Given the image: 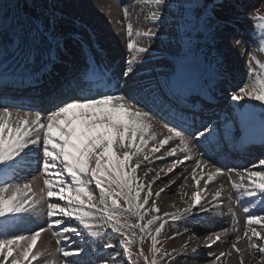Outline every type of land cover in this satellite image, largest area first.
Listing matches in <instances>:
<instances>
[{"label": "snow or ice", "instance_id": "obj_1", "mask_svg": "<svg viewBox=\"0 0 264 264\" xmlns=\"http://www.w3.org/2000/svg\"><path fill=\"white\" fill-rule=\"evenodd\" d=\"M141 3L149 7L146 19L154 27L134 31L133 24L126 23V49L131 58L118 72H113L110 65L97 58L98 53L93 52L92 47L93 36L89 34L85 39L86 25L73 19L72 30H65L64 18L57 15L55 5L49 8L47 3L33 4L31 9L26 5L23 15L13 11L9 16L0 3V264H40L47 249H39L38 241L47 232L55 238L56 251L62 257L60 264H82L78 259H68L79 257L85 251L74 237L84 243L89 239L92 243L102 242L94 250L95 255L102 254L98 264H125V257L127 264L141 261L143 264H160V261L171 264L178 258H194L197 248L191 249V257L183 253L173 255L176 249L165 250L159 239L167 221L153 215L160 209L152 197L159 198L164 188L155 192L152 189L163 170L156 172L147 183L145 178L152 168L149 167L143 177L137 175L143 163L151 164L150 156L165 146H169L171 155L177 148L185 153L183 159L172 163L168 172L185 161H195L191 178L197 190L192 193L187 207L176 213H164V217H170L175 223L181 214H190L196 208L202 212L214 210L217 204L213 201L221 200L223 187L215 190L206 208L199 186L203 180L206 189L227 171L229 184L236 194L235 203L245 213V231L243 237L237 235L236 241L247 238L248 251L253 256L259 253L264 257V158L243 169L218 167L208 154L226 138L225 131L231 135L230 128L213 122H202L196 127L195 119L190 124L185 121L186 126L181 127L166 122L154 110L157 104H163L162 94L175 96L189 89L190 82L185 78L188 61L193 40L201 34L212 33L215 39L217 30L234 27L241 18H246L252 22L254 34H259L255 50L264 55V14L259 10L246 13L241 0H176L174 4L168 0H141ZM16 7L18 9L19 5ZM169 8L176 10V53L163 77L157 75L143 82L137 72L145 71L150 47L140 41L151 42L158 36L155 26L163 22L161 10ZM122 14L128 20L126 7L122 8ZM241 44L242 41L236 39L233 47ZM86 45L88 52H85ZM9 49L22 57V70L12 75L3 63ZM243 51L248 55L249 79L231 91L230 99L244 103L236 104L225 120L235 121L246 131L255 123L257 115L264 127V62L247 48ZM217 64L223 69L222 60ZM45 76L49 81L56 77L54 87L46 88ZM25 87L33 92L46 88L38 96L48 107L14 104L9 99V90ZM190 140L196 144L195 155ZM173 141L179 142L176 147L170 146ZM149 142L152 143L150 148ZM260 143L264 146V138ZM145 148H148L147 153ZM206 168L214 170L208 172L206 179L198 178L197 169L203 172ZM29 172H37L42 184L36 178L23 180ZM233 172L238 179L232 178ZM183 179L187 183L188 176ZM173 183L175 181H169L165 187ZM186 195L183 193L181 198ZM228 199H232L231 195ZM149 204L150 207H146ZM37 215L46 219L40 223L34 218ZM147 216L151 218L143 222ZM133 217L135 223L131 222ZM232 217L233 222L238 223L235 213ZM26 224L33 227L28 228ZM156 224L159 226L153 231L152 226ZM107 230L119 237L118 241L109 237ZM194 238H197L195 232L182 248L187 250L189 241ZM146 239L150 240L147 253L143 248ZM220 240L217 232L204 237L209 249ZM133 245L135 252H132ZM231 248L241 252L237 243ZM230 254L209 252L215 261ZM240 264H243L242 255Z\"/></svg>", "mask_w": 264, "mask_h": 264}, {"label": "bare ground", "instance_id": "obj_2", "mask_svg": "<svg viewBox=\"0 0 264 264\" xmlns=\"http://www.w3.org/2000/svg\"><path fill=\"white\" fill-rule=\"evenodd\" d=\"M168 2L174 4L176 0H168ZM241 2L245 7L256 3L255 0H241ZM0 3L5 6L9 16L13 11H18L23 15L26 5L28 9H31L33 4L47 3L49 8L55 5L57 15L63 16L64 18L63 26L66 31H71L73 28L72 20L78 19L87 27L85 39H87V35L89 34L93 36V52L98 53L97 58L103 59L106 64L110 65L113 72L120 71L125 61L131 58L126 49V23L130 21L133 24L134 31L138 28L146 30L154 27L146 19L150 9L148 6L142 4L141 0H0ZM17 5H19L18 9L16 7ZM125 7L129 12L128 20H125L122 14V8ZM37 11H39L38 8ZM161 11L164 13L162 17L163 22H158L157 26H155L159 33L158 36L154 37L151 42L146 40L140 41L142 45H148L150 47V51L146 54L147 63L144 64L145 71L137 72V77L142 78L143 82H147L157 77V75L163 77L168 72V65L171 63L178 47V35L175 23L176 10L175 8H169L167 10L162 9ZM256 34L258 38L246 34L240 26L238 27L235 24L234 27L227 26L222 30H217L215 39H213V34H209V32L202 35V38L197 37L194 39L185 76L186 81L190 82V87L186 92L169 96L174 102L171 111L177 113L182 118L188 119L189 122L195 119L196 127H200L202 122H213L222 124L225 129L230 128L231 131L233 129H239L240 126L238 123L235 121H226L225 117L229 116L230 111H234L236 104H243L244 102L231 101L230 97L226 99L224 95L220 96L218 89L220 84H225L232 91L238 86H242L249 79L247 75L248 69L246 67L248 55L243 51L244 48H247L250 52H254L258 59L264 62V55L256 51L254 47L258 44L259 39L258 32ZM236 39L242 41L241 46L233 47ZM198 50L202 51L200 55H196ZM85 52H88L87 45L85 46ZM88 54L92 55V53ZM199 57L207 61V70L205 72L200 71L196 65V60ZM218 60H222L223 69L218 66ZM141 62L143 63V60ZM3 63L9 75H12L18 69L22 70V57L14 49H9L5 53ZM255 67L256 65L253 64V68ZM44 81L46 88H51L56 84V77L53 76L49 81L48 77L45 76ZM216 83L219 84L217 87H215ZM46 88L37 89L36 92H33L27 87L18 90L10 89L8 96L14 104L35 105L46 109L48 105L42 104L38 96V93L46 90ZM231 91L229 95H231ZM184 95L187 97H184ZM162 109L160 108V104H157L154 110L159 111L161 116V113H163ZM258 119L259 116L257 115L255 123L252 124V128L258 132L250 135L242 134L240 138L241 142H238L240 139L238 141L234 139L233 132L229 135L228 131H225L224 135L226 138L214 151L208 154L211 157V161L218 167L224 169H243L256 163L258 159L264 158V146L260 143L261 139L264 138V130L258 124ZM164 120L177 126H186L184 123L177 121V118L173 116L166 117ZM156 127L157 130H160L159 123H157ZM164 134L167 133L165 132ZM178 143V141L170 142V146L176 147ZM151 146L152 143L149 142L148 148ZM190 146L193 150V155H195L197 151L195 142L190 140ZM148 148H145V153L148 152ZM168 149L169 146H165V149H161L159 153L152 154L150 156L152 163L148 164L145 161L142 165V170L137 175L143 177L144 172H148L149 167L152 168L153 171L148 172V176L145 178V183H147L153 179L156 172L163 170L152 189L155 192L164 188V192L159 198L152 197L156 199L157 206L160 209L159 213H154L153 215H160L167 221L159 237L163 242V248L169 252H172V249H176V253H173V255L183 253L188 257L192 256V248L195 247L198 249L194 258H178L176 261L171 262V264H202L201 261L208 259L211 260L210 264H240L241 255L243 257V264H264V257L261 254L257 253L253 256L248 251L247 238H242L239 242L236 241L237 235L243 237L245 231V213L235 203L236 194L229 184V173L227 171L223 175L217 176L206 189L204 188L203 180H201L199 187L202 191L200 194L203 197L202 204L206 208L209 207L208 202L212 201L215 190L221 186L224 189L221 200L213 201L214 204H217L214 210L202 212L199 208H196L190 214H181L175 223H173L170 217H164V213H176L178 209L187 207L191 203L192 193L197 190L191 178V169L195 161H185L183 165L178 166L173 172H168L172 163L177 159H183L185 155L179 148H177L174 155H171ZM219 152L221 153L218 154ZM156 157H164V159H156ZM212 170L214 169L206 168L201 172V170L197 169V177L200 178L203 176L206 179L208 172ZM29 173H34V178H36L38 183L42 184V180L39 179L37 172ZM29 173L23 176L22 179L28 180ZM185 175L188 176L187 183L183 179ZM231 175L234 180L238 179L236 172H233ZM169 181H175V183L169 187H165ZM181 185H184V187L181 188ZM183 193H187V195L182 199L181 196ZM227 194H230L232 197L229 203V212L224 208ZM146 207H150V204L146 205ZM232 213H235V220L238 223L233 222ZM34 218L40 223L46 219L42 215H37ZM150 218L151 216L145 217V221L143 222H146ZM131 222H136L135 217L132 218ZM26 226L28 228L33 227L32 224H26ZM157 226L159 225H153L152 230L154 231V228ZM185 228L188 229L187 232H185ZM223 229H227L228 231L224 232ZM107 231L109 237L118 241L119 237H116L110 230ZM136 231L137 235H139V231ZM193 232L196 233L197 238L189 241L187 250H185L182 248V245L185 241L189 240ZM210 232H217L221 235V240L213 245L211 249L206 247V242L204 241V237ZM177 233L179 235H176ZM169 237L172 238L169 239ZM73 239L76 240L77 244L83 246L85 251L79 257H69L68 259H78L82 264H89L90 261L91 264H98L99 259L102 258V254L97 256L94 254V250L102 242L98 241L96 243L99 245H94L90 239L87 243L75 237ZM256 242L260 243V241ZM233 243H237V247L241 250L240 253H237L231 248ZM149 246L150 240L146 239L143 244L145 253H147ZM38 247L41 250L47 249L45 256L40 258V264H60L62 257L56 251L57 245L55 238L50 232L42 234L41 239L38 241ZM118 250L122 252V250ZM135 251L136 246L133 245L132 252ZM222 251L231 254L221 258L220 261H215L214 256H209V252L218 255ZM57 253L58 258H56ZM124 259L125 264H127V257ZM132 259L135 261L136 257L133 256ZM140 264H143V262L141 261ZM160 264H165V262L160 261Z\"/></svg>", "mask_w": 264, "mask_h": 264}, {"label": "rangeland", "instance_id": "obj_3", "mask_svg": "<svg viewBox=\"0 0 264 264\" xmlns=\"http://www.w3.org/2000/svg\"><path fill=\"white\" fill-rule=\"evenodd\" d=\"M255 4H250L249 6H246L245 7V12L246 13H250L252 12L253 10H259L260 13L264 14V0H255ZM236 25L240 28H250L249 30L253 32V24L252 22H250L248 19L246 18H241L240 21L238 23H236ZM243 26V27H242ZM206 33H203L201 34L199 37H201L202 35H204ZM211 34V33H209ZM202 38V37H201ZM201 38H198V39H201ZM200 52H202L201 50H198V53L196 55H200ZM46 208V206H45ZM43 218H45V216L42 215ZM94 245H99L97 243H94ZM58 258V253H57V257ZM202 264H210L211 263V260L208 259V260H205V261H201Z\"/></svg>", "mask_w": 264, "mask_h": 264}, {"label": "water", "instance_id": "obj_4", "mask_svg": "<svg viewBox=\"0 0 264 264\" xmlns=\"http://www.w3.org/2000/svg\"><path fill=\"white\" fill-rule=\"evenodd\" d=\"M200 66L204 69L205 63H204V60L203 59L200 60Z\"/></svg>", "mask_w": 264, "mask_h": 264}]
</instances>
